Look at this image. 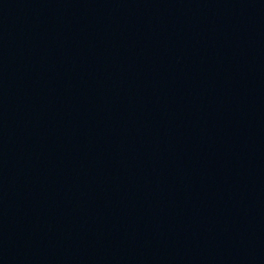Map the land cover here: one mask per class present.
I'll list each match as a JSON object with an SVG mask.
<instances>
[{"label": "water", "instance_id": "95a60500", "mask_svg": "<svg viewBox=\"0 0 264 264\" xmlns=\"http://www.w3.org/2000/svg\"><path fill=\"white\" fill-rule=\"evenodd\" d=\"M0 264H264V0H0Z\"/></svg>", "mask_w": 264, "mask_h": 264}]
</instances>
